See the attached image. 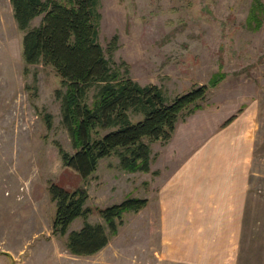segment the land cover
Wrapping results in <instances>:
<instances>
[{"label": "rangeland", "instance_id": "rangeland-1", "mask_svg": "<svg viewBox=\"0 0 264 264\" xmlns=\"http://www.w3.org/2000/svg\"><path fill=\"white\" fill-rule=\"evenodd\" d=\"M256 1L99 0L107 58L126 62L135 81L161 87L169 101L198 87L209 91L180 116L170 141L144 140L151 149L149 173L124 171L116 153L84 181L64 166L57 146L75 152L56 96L62 80L51 66L26 65L25 32L11 1L0 0V264H232L225 246L238 242L253 250L245 264H264V14L252 19ZM244 115L256 131L248 216L236 224L219 219L216 208L204 210L201 201L174 199L168 187L181 173L187 178L183 166L230 119ZM195 176L203 186L206 178L198 171ZM52 184L86 189V207L93 210L88 222L104 225L109 237L101 252L79 257L68 249L83 218L65 236L54 234ZM130 197L149 203L124 214L113 234L97 210ZM170 207L178 212L173 218ZM235 224L245 232L240 240ZM220 249L226 263L218 259Z\"/></svg>", "mask_w": 264, "mask_h": 264}, {"label": "trees", "instance_id": "trees-1", "mask_svg": "<svg viewBox=\"0 0 264 264\" xmlns=\"http://www.w3.org/2000/svg\"><path fill=\"white\" fill-rule=\"evenodd\" d=\"M10 1L18 27L25 32L26 65L51 66L62 80V89L56 96L61 102L62 123L75 150L70 154L57 145L64 166L86 181L97 172L102 160L118 153L124 171L149 173L151 149L144 140L170 141L180 116L206 98L208 86L169 101L161 87L135 81L128 64L107 58L101 45L99 0ZM263 14L264 5L257 0L252 19L259 20ZM41 16V25L32 27ZM134 117L139 120L134 121ZM46 119L51 129L52 116ZM50 194L57 206L54 234L65 236L75 220H85L81 230L69 235L67 246L73 255L94 256L107 247L105 226L88 222L93 210L86 207L89 195L85 188L70 191L52 184ZM148 203L147 199L130 197L97 211L116 234L117 222L123 220L124 214L139 212Z\"/></svg>", "mask_w": 264, "mask_h": 264}, {"label": "crops", "instance_id": "crops-1", "mask_svg": "<svg viewBox=\"0 0 264 264\" xmlns=\"http://www.w3.org/2000/svg\"><path fill=\"white\" fill-rule=\"evenodd\" d=\"M252 124H255V121L249 116L235 118L231 124L220 130L215 139L211 140L209 146H202L199 153L195 155L196 159H193V164L184 165L182 168L185 170L183 173L187 178H179L181 173L168 187V191L175 197L174 199H179V202L184 201V203L201 201L204 210L218 209L219 219H234L236 224L243 221L251 210V206H249L250 179L256 148V131ZM195 160L200 161L197 163ZM197 171L206 178L203 186L199 184L195 176ZM190 176L192 179L189 180ZM168 200L173 199L168 198ZM173 209L170 207L169 217L171 218L178 214V212L172 214ZM180 215L183 217V213ZM236 224L234 232H237L238 240H240L241 234H245V232L241 229L238 230ZM221 227L224 228L223 225ZM225 247L227 258L233 259L232 264L237 262V264H245L246 259L251 256L250 252L253 251L246 244L240 242L228 244ZM225 250L220 249L218 255V259L224 262L225 254L221 256V252H225ZM231 250L232 253H229ZM251 254L255 257L253 253Z\"/></svg>", "mask_w": 264, "mask_h": 264}]
</instances>
